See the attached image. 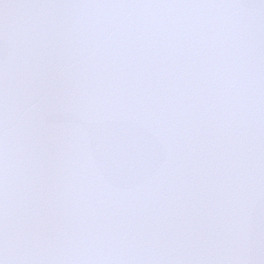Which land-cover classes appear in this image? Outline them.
<instances>
[{"label": "snow or ice", "instance_id": "1", "mask_svg": "<svg viewBox=\"0 0 264 264\" xmlns=\"http://www.w3.org/2000/svg\"><path fill=\"white\" fill-rule=\"evenodd\" d=\"M0 264H264V0H0Z\"/></svg>", "mask_w": 264, "mask_h": 264}]
</instances>
